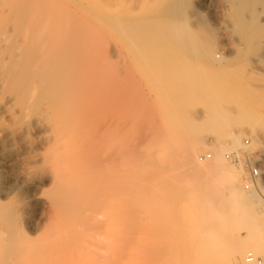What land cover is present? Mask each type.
<instances>
[{
    "label": "rangeland",
    "instance_id": "1",
    "mask_svg": "<svg viewBox=\"0 0 264 264\" xmlns=\"http://www.w3.org/2000/svg\"><path fill=\"white\" fill-rule=\"evenodd\" d=\"M51 1L59 8L60 124L43 115L47 94L24 115H0L1 157L12 161L0 168V264H231L202 230L206 207L194 202L210 185L221 190L220 162L212 145L184 152L193 139L183 130L201 126L198 112L241 82L224 108L264 115V95L250 97L264 89V73L254 80L241 70L195 97L181 81L140 71L104 20L109 0ZM245 139L253 142L246 135L234 150ZM216 149L223 158L226 149Z\"/></svg>",
    "mask_w": 264,
    "mask_h": 264
},
{
    "label": "bare ground",
    "instance_id": "2",
    "mask_svg": "<svg viewBox=\"0 0 264 264\" xmlns=\"http://www.w3.org/2000/svg\"><path fill=\"white\" fill-rule=\"evenodd\" d=\"M58 9L51 0H0V115H24L34 98L47 94L43 115L48 124H60ZM104 20L139 57L143 74L160 82L181 81L179 86L194 96H205L217 82L241 70L254 80L264 73V0H109ZM243 90V82L225 88L220 101L210 103L203 115L198 112L203 124L186 125L190 129L183 134L193 140L188 149L183 147L194 155L199 147L212 145L220 162L215 182H221V190L216 194L210 185L194 201L206 207L202 230L220 241L231 264H256L246 262L244 254L264 249V184L245 190L237 176L242 170L233 165L238 173L227 170L221 161L227 160L216 149L234 150L248 135L250 150L264 156L259 144L264 115L251 109L234 113L222 102ZM263 95L264 89L257 87L250 97L260 102ZM1 156L0 150V168L12 165Z\"/></svg>",
    "mask_w": 264,
    "mask_h": 264
},
{
    "label": "built area",
    "instance_id": "3",
    "mask_svg": "<svg viewBox=\"0 0 264 264\" xmlns=\"http://www.w3.org/2000/svg\"><path fill=\"white\" fill-rule=\"evenodd\" d=\"M251 140L245 139L243 146L236 150L227 151L225 159L233 166L242 170L244 188L250 190L257 186L259 181L264 182V157L250 150ZM212 158L211 153L199 156L200 161ZM246 262L264 264V256L254 253L246 254Z\"/></svg>",
    "mask_w": 264,
    "mask_h": 264
}]
</instances>
